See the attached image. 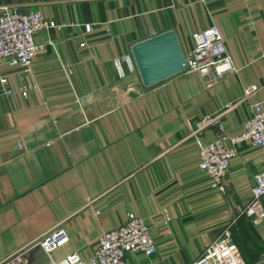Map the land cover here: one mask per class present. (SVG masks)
Returning <instances> with one entry per match:
<instances>
[{
	"label": "crops",
	"instance_id": "crops-1",
	"mask_svg": "<svg viewBox=\"0 0 264 264\" xmlns=\"http://www.w3.org/2000/svg\"><path fill=\"white\" fill-rule=\"evenodd\" d=\"M0 6L35 10L55 24L34 33L40 47L25 70L0 60V264L43 263L34 240L55 229L67 240L54 255L75 252L89 264L98 236L128 213L146 220L158 251L128 252L126 264H190L232 220L245 263L264 264V217L254 223L241 214L253 200L264 213V196L251 195L264 153L241 144L219 193L198 168L197 145L214 138L230 144L251 104L264 105V0ZM213 23L234 72L209 82L182 71L142 84L133 43L172 29L184 49L193 32ZM203 117L211 121L196 132Z\"/></svg>",
	"mask_w": 264,
	"mask_h": 264
},
{
	"label": "built area",
	"instance_id": "built-area-1",
	"mask_svg": "<svg viewBox=\"0 0 264 264\" xmlns=\"http://www.w3.org/2000/svg\"><path fill=\"white\" fill-rule=\"evenodd\" d=\"M53 26L55 24L51 20L42 18L35 10L20 13L15 7L0 6V60L4 59L8 65L19 66L25 70L40 47L33 41L34 33ZM83 28L88 31L90 24H84ZM190 37L193 44L182 49L184 71L196 72L207 77L209 82L235 71L216 24L193 32ZM5 81L4 77H0L1 84ZM4 92L10 93V90L6 89ZM19 94L25 95V90H20ZM210 121V118L203 117L197 122L195 131L200 132ZM244 142H249L264 153V105L260 102L251 104L249 116L243 121L240 130L230 136V144L224 143L220 138L197 142L198 168L207 175L212 189L219 193L226 192V175L230 161ZM20 146L21 144H17L18 148ZM251 195L254 199L264 196V168L254 175ZM241 214L252 218L254 223L264 217L255 200L249 202ZM159 217L166 226L168 217L164 210ZM233 225L234 220L228 222L190 264H246L239 247L232 239ZM66 240L67 237L57 229L40 234L34 240V245L46 255V260L41 264H85L75 252L54 255ZM157 251V244L150 234L146 220L128 213L124 223L98 236L89 264H126L125 254L128 252H141L149 256Z\"/></svg>",
	"mask_w": 264,
	"mask_h": 264
},
{
	"label": "water",
	"instance_id": "water-1",
	"mask_svg": "<svg viewBox=\"0 0 264 264\" xmlns=\"http://www.w3.org/2000/svg\"><path fill=\"white\" fill-rule=\"evenodd\" d=\"M130 52L140 80L146 87L185 69L183 50L172 29L133 43Z\"/></svg>",
	"mask_w": 264,
	"mask_h": 264
},
{
	"label": "rangeland",
	"instance_id": "rangeland-1",
	"mask_svg": "<svg viewBox=\"0 0 264 264\" xmlns=\"http://www.w3.org/2000/svg\"><path fill=\"white\" fill-rule=\"evenodd\" d=\"M182 48V47H181Z\"/></svg>",
	"mask_w": 264,
	"mask_h": 264
}]
</instances>
